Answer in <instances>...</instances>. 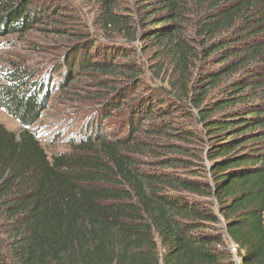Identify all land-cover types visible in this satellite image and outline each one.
I'll list each match as a JSON object with an SVG mask.
<instances>
[{
    "label": "trees",
    "instance_id": "16d2710c",
    "mask_svg": "<svg viewBox=\"0 0 264 264\" xmlns=\"http://www.w3.org/2000/svg\"><path fill=\"white\" fill-rule=\"evenodd\" d=\"M127 1L135 11L90 3L104 36L153 54V93L128 101L142 85L140 68L120 62L130 47L96 59L84 40L55 81L15 65L0 73V109L20 128L0 125V264H264V0ZM47 4L0 0V37L42 23L68 35ZM72 73L97 76L103 94L88 129L49 158L31 128ZM182 117L209 143L202 167L177 144L192 140L171 121Z\"/></svg>",
    "mask_w": 264,
    "mask_h": 264
},
{
    "label": "rangeland",
    "instance_id": "374dc122",
    "mask_svg": "<svg viewBox=\"0 0 264 264\" xmlns=\"http://www.w3.org/2000/svg\"><path fill=\"white\" fill-rule=\"evenodd\" d=\"M46 1H48V6L54 7L52 9L53 12H57L60 9L57 17H61L63 24L67 26L69 34H57L53 31V27L42 23L29 30L27 34H9L0 37V73L6 72V70L15 65L27 69L34 75V78L44 77L49 74V77L52 76L51 79L55 81L59 74H53L54 68L60 67L64 69V64H70L67 60L68 55L80 48V44L84 40L87 43V47L90 44H94V48L97 50L96 53L91 51V57L98 56L101 53L100 50L104 51L107 48L130 47L131 55L128 59L121 58L120 62L131 61L137 68H140L142 74L139 78L142 85L130 87L132 91L129 92L128 101L137 102L139 98L153 93L156 88H159V82L155 79L153 72H151V67L155 64L153 54L145 51L143 43L139 40L128 44L121 36L116 39L104 36L96 24L95 8L90 3V0ZM119 1L124 7L135 11L136 6H129L127 0ZM84 36L87 37L89 42L86 41L87 39ZM100 57H103L102 53L96 59ZM112 60L117 61L118 59L112 57ZM64 75L63 71L62 76ZM71 76L74 77L75 74L72 73ZM161 77L164 76L162 75ZM98 79L95 75L83 74L81 77L75 76L73 85L67 87L64 93L58 92L56 87L50 91L51 96L47 103L46 112L40 121L31 128L49 158L54 155L66 154L69 151L66 146L68 138L73 137L76 133H84L88 129L85 125L89 121L90 114L95 111L97 103L92 98H95L96 94H103V91L98 89ZM1 80L0 78V84L3 82ZM120 119L121 116L118 117L115 114L110 120L102 123V126L110 130L111 124L119 123ZM171 121L178 129L187 131L192 136V140L188 144L177 143L188 150L187 154L196 155L194 159L188 160H192L195 168L199 166V162L201 167L205 165V161L202 160L209 149V143L201 130V126L193 117H182ZM150 124V122L145 123L144 126ZM0 125L6 130L13 132L16 136L20 132L17 121L12 117L10 118L2 109H0ZM167 143H173V141L169 140ZM142 158L145 161L151 159L149 157ZM168 172L172 175L179 174L180 176H186L187 174L186 170L178 168L168 170ZM211 211L216 213L214 207H211ZM220 221L222 223L221 219ZM233 259L235 264H238L237 257Z\"/></svg>",
    "mask_w": 264,
    "mask_h": 264
},
{
    "label": "built area",
    "instance_id": "2783aa9c",
    "mask_svg": "<svg viewBox=\"0 0 264 264\" xmlns=\"http://www.w3.org/2000/svg\"><path fill=\"white\" fill-rule=\"evenodd\" d=\"M230 251L235 253V246L232 245V246L230 247Z\"/></svg>",
    "mask_w": 264,
    "mask_h": 264
}]
</instances>
